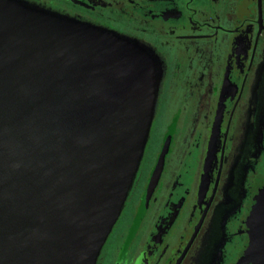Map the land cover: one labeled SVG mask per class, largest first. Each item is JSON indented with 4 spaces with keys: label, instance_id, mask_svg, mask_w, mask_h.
Returning <instances> with one entry per match:
<instances>
[{
    "label": "water",
    "instance_id": "1",
    "mask_svg": "<svg viewBox=\"0 0 264 264\" xmlns=\"http://www.w3.org/2000/svg\"><path fill=\"white\" fill-rule=\"evenodd\" d=\"M158 72L135 40L0 0V264L97 263L144 155ZM251 228L241 263L264 264V193Z\"/></svg>",
    "mask_w": 264,
    "mask_h": 264
},
{
    "label": "flooded vegetation",
    "instance_id": "2",
    "mask_svg": "<svg viewBox=\"0 0 264 264\" xmlns=\"http://www.w3.org/2000/svg\"><path fill=\"white\" fill-rule=\"evenodd\" d=\"M24 1L162 62L144 155L96 264H242L264 193V0Z\"/></svg>",
    "mask_w": 264,
    "mask_h": 264
},
{
    "label": "rangeland",
    "instance_id": "3",
    "mask_svg": "<svg viewBox=\"0 0 264 264\" xmlns=\"http://www.w3.org/2000/svg\"><path fill=\"white\" fill-rule=\"evenodd\" d=\"M96 25V24H95ZM99 26V25H98ZM100 27H102V28H106V27H104V26H100ZM106 29H108V30H111V29H109V28H106ZM114 31V30H113ZM116 32V31H115ZM118 33V32H117ZM118 34H120L121 36H124V37H126V38H128L129 40H133V39H131V38H129V37H127V36H125V35H122L121 33H118ZM135 41H137V40H135ZM138 42V41H137ZM141 46H143V47H145L146 49H148L149 51H151L152 53H153V55L155 56V58H156V60H157V63H158V88H157V97H156V101H155V106H154V109H153V114H152V123H153V121H154V118H155V113H156V109H157V102H158V98H159V94H160V89H161V83H162V79H163V68H162V62H161V60H160V58L158 57V55L156 54V52L154 51V50H152L151 48H149V47H146V46H144V45H142L140 42H138ZM151 126H152V124H151ZM150 130H151V128H150ZM150 135V134H149ZM149 138V137H148ZM137 175V174H136ZM136 178V177H135ZM258 200H259V198H258ZM258 200L256 201V204H255V207H256V205H257V202H258Z\"/></svg>",
    "mask_w": 264,
    "mask_h": 264
}]
</instances>
